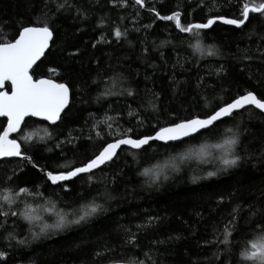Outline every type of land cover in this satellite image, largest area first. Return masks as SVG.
I'll return each mask as SVG.
<instances>
[{"label": "trees", "instance_id": "1", "mask_svg": "<svg viewBox=\"0 0 264 264\" xmlns=\"http://www.w3.org/2000/svg\"><path fill=\"white\" fill-rule=\"evenodd\" d=\"M213 2L217 7L212 11L235 16L244 0H209L208 7L198 6L200 0H147V6L156 7L161 15L179 10L183 14L184 23H195L204 22L211 15L209 7ZM75 3L88 9L87 19H75L74 10L61 13L64 18L56 19L55 44L51 45L46 57L37 63L38 66H34L35 78L50 75L48 69L58 65L62 76L73 81L72 107L68 116L59 127L50 129L53 131V139L40 145L34 152V159L41 166L55 169L65 163V157L68 161L79 162L100 146L98 142L87 139L92 123L88 120L89 114L95 115L97 119L102 118L105 112L111 116L119 114L121 125L133 127L137 125V119L128 115L131 108L139 112V118L145 121V127L139 129L140 134H152V126L157 120L163 126L173 114L185 116L193 111H206L204 97L215 104V98L234 96L245 89L264 95V57L257 51L260 47L258 36L249 35L254 26L264 31V28H259L258 16L253 15L251 23L243 31L219 22L211 30H205L207 37L202 42L214 43L223 56L201 59L199 53H194L189 47L188 34L179 33L173 22H154L153 15L147 9H139L140 16L136 17V8L117 7L109 3V0H75ZM34 7L38 9L39 0H0V26L5 23L11 25L4 28L5 32L10 33L21 20L36 14ZM101 18L104 24L97 27ZM116 25L122 30H128L126 39L116 41L112 36V28ZM145 25L151 26L145 28ZM102 34L105 42H100ZM182 39L185 41L183 44ZM165 40L171 42L161 46ZM191 42L195 43V40ZM93 43L97 44L95 48L92 47ZM77 48L80 54L74 60L68 59V52ZM145 48L148 49L147 53L144 52ZM244 49H248L253 56L251 62L239 59ZM221 64L224 65V72L217 76L215 69ZM117 73L124 79L113 91L119 92L122 88L131 87L135 90V98L112 95L97 102L96 96L104 90L105 81ZM172 76L180 81L179 85L172 84ZM201 78L204 86L197 87ZM76 84L86 85V88L77 91ZM145 89H153L160 94L155 101L156 111L148 106L152 96ZM26 121V131L45 126L32 118ZM236 121L241 122L240 130L243 133L241 149L258 154L264 146V118L257 116L249 119L245 113L242 120L237 116ZM233 123L231 120L226 121L220 126V132ZM0 124H6V120L0 118ZM69 130H74L72 135L79 139L74 144H65L62 153L55 147L56 139H64ZM92 135L95 136V133ZM15 138H18L17 135ZM205 141L208 144L219 142L215 136L207 134L167 150L161 146L162 143L153 142L147 155L140 153L144 162L139 167L130 155L121 152L115 163L103 167V172H96L97 177L106 175L109 188L114 189L116 199L110 203L109 211L50 238L28 245L9 241L5 237L13 231L14 224L17 239L25 236L27 222L9 217L4 223V218L0 217V252L5 253L0 258V264H108L118 260L126 262L129 257L145 260L146 252L152 256L155 264H219L214 253L223 246L218 248L205 244V241L215 239L214 230L217 227L223 229L236 203H254L259 199L260 193L264 191V168L260 167L261 162L254 159L252 164L235 170L234 174L192 183V175H205L213 168L191 158L180 165L179 173L171 174L173 177L179 176V179H169L152 189L141 187L144 178L137 175L149 164L163 163L169 153L181 152L189 146L198 147ZM9 160L11 162L7 164L0 162V178L5 174L11 175V170L19 165V180L15 183L29 188L39 184L41 191L55 201L58 197L53 195L54 190L59 196L61 208L64 202L72 203L75 207L82 203L80 197L88 199L95 194L96 188H90L82 179H75L74 182H67L72 191L65 195L54 186L47 187L43 174L31 165L25 166L19 159ZM113 177L115 183L112 182ZM12 186L0 184V188ZM97 186L104 187L102 183ZM230 194L232 203L227 202ZM221 195L226 200L217 204ZM27 199L34 205L43 203L42 200L33 202L31 198ZM23 206V203H18L19 208ZM3 207L7 210L8 205L4 204ZM12 210H16V207ZM149 217L159 219L149 224ZM137 225L145 227L137 230ZM122 227L130 228L137 234L138 243L135 248L123 243ZM238 239V235H234L233 243ZM97 252L103 255L96 256ZM222 259L225 264L230 259L231 264H236L235 256L224 255ZM147 264H152V261H147Z\"/></svg>", "mask_w": 264, "mask_h": 264}, {"label": "snow or ice", "instance_id": "2", "mask_svg": "<svg viewBox=\"0 0 264 264\" xmlns=\"http://www.w3.org/2000/svg\"><path fill=\"white\" fill-rule=\"evenodd\" d=\"M109 3L124 9L129 6L136 8V17L140 16L139 9H147L153 15L154 22L155 20L173 22L179 33L188 34L189 47L193 49L194 53H199L201 59L223 56L220 48L214 43L204 44L202 42L207 37L205 30H211L218 22L243 31L255 15L260 19L259 28H264V0H244L240 5L239 13L235 16L222 15L212 11L217 7L213 2L209 7L211 15L204 22L195 23H184L183 14L179 10L172 11L168 15H161L156 7L149 8L147 6V0H109ZM53 5H55V10H53ZM198 6L208 7L209 0H200ZM70 10L75 11V19H87L88 9L75 3V0H63V2L60 0H39L38 9L34 7L36 14L26 20H21L18 27H13L10 33L5 32L4 28L12 27L11 25L5 23L0 26V117L6 118V124H0V128H2L0 131V162L7 164L11 162L8 158H19L25 166L31 165L33 169L43 174L47 187L54 186L65 195L72 191L67 182H74L75 179L84 180L90 188H96V191L91 198L80 197L82 203L75 207L72 203L64 202V207L61 208L59 196L54 190L53 195L58 197L55 201L51 199V196H46L41 191L39 184L33 185L31 188L16 184L15 182L19 180L17 175L19 165H17L11 170V175L5 174L0 178V184L13 185L0 188V202H2L0 203V217L4 218V223L9 217H17L27 222L28 228L25 236L22 239H17L18 233L15 232L16 225L14 224L13 231L9 232L5 239L15 240L19 245H28L86 224L97 216L108 212L110 203L116 199L113 195L114 189L109 188L106 175L97 177L96 172H103V167H110L120 158L121 152L130 155L139 167L144 162L140 158V153L147 155L148 148H151L153 142H162L161 146L167 150L176 148L180 144H187L188 141L206 134L215 136L219 141L214 144H208L205 141L198 147H186L181 152L169 153L163 163L157 162L143 167L137 175L144 178L141 187L149 189L158 188L169 179H179V176L173 177L171 174L179 173L180 165L191 158L213 168L205 175H192L190 177L192 183L220 175L234 174L235 170L252 164L254 159H258L261 162L260 167L264 168V146L261 147L258 154L247 152L240 147L243 143L241 139L243 133L240 130L241 122L236 121V117L239 116L242 120L244 114L247 113L249 119L257 116L264 118V95L247 89L234 96L215 98L217 100L215 104L204 97L206 111H193L185 116L173 114L163 126L157 120V123L152 126V134H140L139 129L145 127V121L139 118V112L131 108L128 115L137 119V125L133 127L121 125L119 114L111 116L105 112L104 116L99 119L95 115L89 114L88 120H91L92 123L87 139L94 140L100 145L91 155L85 156L79 162L68 161L65 157V163L55 169L37 164L34 159L35 150L53 139V131L50 129H55L63 124L70 112L73 81L62 76L58 65L48 69L50 75L35 78L34 66H38L37 62L41 61L42 57H46L51 45L55 44L56 19L64 18L60 14ZM103 24L104 19L101 18L97 27ZM150 26L145 25V28ZM111 34L116 41H120L122 38H127L128 30H122L119 25H116L112 28ZM249 35L258 36L260 47L257 51L261 57H264V31H259L257 26H254ZM192 40H195V43H192ZM100 42H105L103 34ZM170 42L162 41L161 46ZM184 42L182 39L181 43ZM96 46V43L92 44L93 48ZM144 52L147 53L148 49L145 48ZM79 54L78 48L68 52V59L74 60ZM239 59L251 62L253 56L249 54L248 49H244ZM180 66L183 67V65ZM215 72L217 76L223 73L224 65L221 64L215 69ZM98 75L100 74L98 73ZM123 79V76L118 73L108 77L104 90L96 96L97 102L112 95H126L134 99L135 90L131 87L122 88L119 92L113 91L123 82ZM170 79L174 86L180 84L175 76ZM93 83L95 84L96 81ZM202 86H204L203 78L197 84V87ZM75 87L77 91H83L86 85L76 84ZM145 91L152 96V99L148 101V106L156 111L155 101L160 94L153 89H145ZM26 117L37 118L45 126L26 131ZM88 120L85 121L86 124ZM228 120L235 123L220 132V126ZM114 124L115 127H113ZM100 125L104 127L100 128ZM73 131L69 130L64 139H56L55 147L59 148L62 153L65 144H74L79 139L72 135ZM92 133H95V136ZM13 134H16L18 138H12ZM46 150L51 151V149ZM252 166L255 167L254 164ZM112 182L115 183V177ZM99 183H102L104 187H98ZM27 198H31L33 202L42 200L43 203L34 205V203L28 202ZM225 200L226 197L221 195L217 199V204H222ZM227 202L232 203V194L227 197ZM18 203H23V208H19ZM4 204L8 205L7 210L4 209ZM13 207H16V210H12ZM157 219L159 218L149 217L148 223L151 224ZM136 227L137 230H140L145 225ZM120 231L124 234L123 243L135 248L138 243L137 234L126 227H122ZM214 235L215 239L205 241V244L218 248L223 246L217 253H214L219 264H225L222 259L224 255L235 256L236 264H264V191L260 193L259 199L254 203L243 201L236 203L229 213V218L223 229L217 227L214 230ZM234 235L239 237L235 243L232 241ZM236 249L239 251L237 252ZM95 255L101 256L103 253L97 252ZM4 256L5 253L0 252V258ZM144 256L145 260L129 257L126 262L118 260L113 261L112 264H147V261H152V264H155L149 253H144ZM228 264H231V259Z\"/></svg>", "mask_w": 264, "mask_h": 264}, {"label": "water", "instance_id": "3", "mask_svg": "<svg viewBox=\"0 0 264 264\" xmlns=\"http://www.w3.org/2000/svg\"><path fill=\"white\" fill-rule=\"evenodd\" d=\"M42 58H43V57H42ZM42 58H41V59H42ZM9 89H10V86H9ZM0 118H4V117H0ZM4 119L6 120V118H4ZM25 119L27 120V119H29V118L26 117ZM32 119L37 120V118H32ZM15 136H16V134H13L12 138H15ZM160 143H162V142H160ZM8 159H10V158H8ZM13 159H19V158H13ZM102 167H103V166H102ZM108 264H112V262H111V263H108Z\"/></svg>", "mask_w": 264, "mask_h": 264}, {"label": "bare ground", "instance_id": "4", "mask_svg": "<svg viewBox=\"0 0 264 264\" xmlns=\"http://www.w3.org/2000/svg\"><path fill=\"white\" fill-rule=\"evenodd\" d=\"M38 62H39V61H38ZM38 62H37V63H38Z\"/></svg>", "mask_w": 264, "mask_h": 264}]
</instances>
